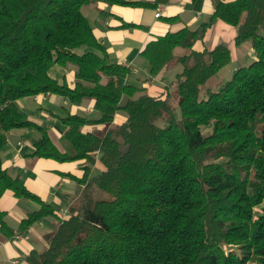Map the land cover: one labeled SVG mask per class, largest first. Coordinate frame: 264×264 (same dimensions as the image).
<instances>
[{
	"label": "trees",
	"instance_id": "16d2710c",
	"mask_svg": "<svg viewBox=\"0 0 264 264\" xmlns=\"http://www.w3.org/2000/svg\"><path fill=\"white\" fill-rule=\"evenodd\" d=\"M98 1L155 8L169 0H0V196L10 190L39 204L20 230L57 213L2 166L7 132L34 127L31 156L85 163L77 199L23 264H264V0H212L195 28L147 41L140 55L150 76L182 66L173 88L156 96L108 59L81 9ZM217 19L235 27L234 45L249 42L255 59L213 90L207 83L230 63V49L195 44ZM68 63L71 84L49 75ZM42 93L93 100L98 113L58 117L63 150L16 103ZM118 111L126 117L113 123ZM96 161L103 167L90 174Z\"/></svg>",
	"mask_w": 264,
	"mask_h": 264
},
{
	"label": "crops",
	"instance_id": "0c3cea01",
	"mask_svg": "<svg viewBox=\"0 0 264 264\" xmlns=\"http://www.w3.org/2000/svg\"><path fill=\"white\" fill-rule=\"evenodd\" d=\"M157 8L161 9V13L155 17ZM212 10V0H169L155 8L98 1L94 5V13L91 14L92 20H88L95 35L105 46L108 59L129 68L130 74L126 80L131 82L134 79L145 87L147 93L156 96L172 85L182 66L177 64L150 76L147 63L140 55L144 44L167 31L183 26L195 28L200 22L208 19ZM169 18L174 20H168ZM124 22L134 25L123 26ZM235 32V27L217 19L207 29L202 41L196 42L195 47L212 48L218 42L225 41L233 60L232 45ZM74 69V65L70 63L64 66L53 64L48 73L59 82L66 80L71 84L74 80ZM168 73L172 77L170 80L166 79ZM16 103L26 119L41 125L60 150H63L61 135L65 126L59 116L67 112L87 118L98 116L93 108V100L84 99L69 103L62 96L53 93L25 96L16 100ZM92 112L95 114L89 116ZM122 120L123 115L116 113L113 123ZM106 127L98 125L92 128L104 132ZM39 136L40 131L34 127H20L8 131L6 144L1 150L2 166L10 175L22 176L30 191L36 193L44 202L53 205L57 217L45 216L20 230V220L27 213L38 209L39 204L27 198L17 197L10 190L4 191L0 196V211L4 213L6 229L3 232L0 230V264H10L13 259L23 261L30 250L45 248L47 244L44 235L55 228L59 218L66 215L68 206L77 199L82 188L77 179L83 174L84 160L58 161L31 156L30 153L34 150L32 141ZM102 167L101 162L96 161L90 174L101 170Z\"/></svg>",
	"mask_w": 264,
	"mask_h": 264
},
{
	"label": "rangeland",
	"instance_id": "374dc122",
	"mask_svg": "<svg viewBox=\"0 0 264 264\" xmlns=\"http://www.w3.org/2000/svg\"><path fill=\"white\" fill-rule=\"evenodd\" d=\"M94 5L95 3H90V4H84L81 9L82 12L92 20V15L94 13ZM224 44H228L227 42L224 41ZM232 49L234 52V57L233 60L230 61L229 64L225 65L217 74H215L207 83L208 86H210L213 90H217L219 85H221L225 80L229 79L231 77L232 72L238 68L239 66H242L244 64H248L251 61L255 59V55L253 54V51L251 49V45L249 42H244L243 44L239 46H234L232 45ZM83 49L79 48L76 51L81 52ZM179 50V49H177ZM237 55V57H236ZM229 65V66H228ZM172 77L168 73L166 75V79L170 80ZM132 83H136L135 80L133 79L131 81ZM136 84H140L139 82ZM170 89L173 88L172 85L169 86ZM125 100V97L122 98V101ZM172 104L174 105V114L176 117H179V109L177 106V97H175V94H173V98L171 99ZM116 113H119L123 115L124 119L126 117L125 112L123 111H118ZM95 112H92L89 116H93ZM162 120H157V124H162ZM203 131H206V128L202 129ZM98 171H94L93 174H96ZM103 196H106L105 193H103Z\"/></svg>",
	"mask_w": 264,
	"mask_h": 264
},
{
	"label": "built area",
	"instance_id": "2783aa9c",
	"mask_svg": "<svg viewBox=\"0 0 264 264\" xmlns=\"http://www.w3.org/2000/svg\"><path fill=\"white\" fill-rule=\"evenodd\" d=\"M161 13V9L160 8H157V11L155 12V17H158ZM10 264H23V261H20L18 259H13L11 260Z\"/></svg>",
	"mask_w": 264,
	"mask_h": 264
}]
</instances>
